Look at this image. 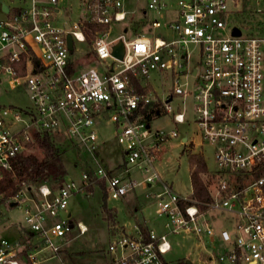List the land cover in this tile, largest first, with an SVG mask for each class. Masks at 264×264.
Here are the masks:
<instances>
[{
	"label": "built area",
	"instance_id": "built-area-1",
	"mask_svg": "<svg viewBox=\"0 0 264 264\" xmlns=\"http://www.w3.org/2000/svg\"><path fill=\"white\" fill-rule=\"evenodd\" d=\"M64 1L0 5V84L24 91L30 101L0 103V182L36 135L87 154L91 168L78 183L65 178L54 188L22 181L14 195L4 199L0 192V206L23 207L18 238L0 236V264H38L43 251L57 254L74 227L69 214H60L69 196L92 179L103 181L110 199L133 193L139 184L156 186L144 194L166 218L161 232L141 221L115 225L105 264H168L170 234L192 238L209 264H264V0H77L74 17ZM147 11L158 17L147 18ZM239 13L260 15L259 32H243L250 27ZM135 18L140 26L128 40ZM118 23L128 25L110 37ZM235 27L238 35L232 34ZM118 41L124 47L120 59L112 55ZM75 42L89 43L95 65L81 67L85 52ZM73 51L81 54L76 61ZM175 98L180 101L173 105ZM187 103L196 132L180 136V144L214 148L207 200L195 198L192 187L187 195L177 192L154 166L161 145L179 133L154 128L152 121L165 113L173 124L187 122ZM103 120L114 125L124 155L114 168L98 157ZM132 168L147 174L138 181ZM215 211L227 213L217 232ZM76 227L78 234L87 230L79 221Z\"/></svg>",
	"mask_w": 264,
	"mask_h": 264
},
{
	"label": "rangeland",
	"instance_id": "rangeland-1",
	"mask_svg": "<svg viewBox=\"0 0 264 264\" xmlns=\"http://www.w3.org/2000/svg\"><path fill=\"white\" fill-rule=\"evenodd\" d=\"M2 2L12 6L13 4H21L23 0H0ZM70 5L69 9L71 14L75 15L78 11L77 0H65L62 4L63 7ZM4 13L0 7V19L4 18ZM147 18H157V14L147 11ZM238 20L245 22L249 29L253 30L258 28L261 20L260 15H246L239 13ZM139 18H135L134 23L129 27V32L125 35V38L130 40L133 38L131 31L137 29L140 26ZM128 25L123 23L115 24L110 37H115L122 32L123 26ZM91 37V36H90ZM89 40V39H88ZM89 42V41H88ZM88 44L77 43L75 46L79 49H84L85 52L82 55L81 67L86 68L88 66L95 65V60L90 55L88 50ZM80 52L73 51L72 57L76 61V58L80 56ZM197 57L194 53L192 55L191 64L195 65ZM157 82V79H156ZM156 85L157 92L160 91V86ZM165 89L169 87V82L165 83ZM180 100L175 98L173 105ZM0 103L3 105L13 104L15 106L29 105L30 101L27 94L24 91L9 90L6 84H0ZM187 122L183 124H173L168 114H161L152 121V127L170 130L175 128L179 136L171 138L163 145L159 150V159L155 162V169L160 176L171 183L173 188L181 193L187 195L191 192L190 181V164L188 156L191 153L201 152V156L206 164L207 171H213L215 169L214 162V148L210 143L204 142L201 147H195L190 144H180V136L187 134L188 136L196 132V125L193 122V115L191 113V105L187 103ZM114 125L108 121H101L98 125V132L100 134V140L103 141L99 147V156L103 159L104 165L109 167L111 165H118L123 162V152L121 151L114 135ZM76 149L66 148L65 153L62 155V160L67 170V176L65 178L73 179L75 182H80L82 171H87L91 168L89 162V156L85 153L78 154ZM34 153L37 156H41V150L33 142L32 145L24 150L23 154ZM201 173V179L207 182L209 172ZM142 170L132 168L130 176L132 178L141 180L143 176H146ZM98 182H91L82 191H78L68 198V206L65 212L60 214L61 218H65L67 214H70V220L74 223V227L71 229L66 237L65 243L57 254L49 250H45L38 254V264H105L107 262V245L109 242V233L112 231L115 225H129L136 221H144L149 227H153L157 231H165L163 223L165 222L164 216L156 214V202L151 196H147L144 193L146 191L153 192L157 190L156 186L151 185L147 190L142 188V185L135 187L134 192L119 199L106 198L104 200L106 207L111 209L114 214L113 220H109L103 211V197L105 195L104 184L103 188ZM106 196V195H105ZM134 207L139 208L134 211ZM0 224H4L5 228L0 230V236L6 240L12 241L18 238L21 231L17 225L21 224L23 218L22 203L10 206L8 203L0 206ZM213 227L215 231L225 226V217L227 213H219L215 211ZM81 222L86 226L87 230L83 234H78L76 222ZM19 231V232H18ZM19 234V235H18ZM168 240L171 245V250L168 251L164 258L168 264H186L187 259L193 260V264H209L205 262L204 253H201L198 247L195 246L194 240L184 234H170ZM49 256L44 260V257Z\"/></svg>",
	"mask_w": 264,
	"mask_h": 264
},
{
	"label": "trees",
	"instance_id": "trees-1",
	"mask_svg": "<svg viewBox=\"0 0 264 264\" xmlns=\"http://www.w3.org/2000/svg\"><path fill=\"white\" fill-rule=\"evenodd\" d=\"M90 39V35H87ZM34 143L41 150V156L34 153L18 154L13 160V168L7 172L0 182V192L4 193V199L14 195L21 187L22 181L33 185L47 183L52 187H58L67 176V170L62 160L66 148L57 143L48 135H36ZM190 164V181L193 195L197 199L207 200L209 194L206 184L200 174L207 171L206 164L200 154L191 153L188 156ZM92 182H98L92 179ZM103 188V183L99 182ZM103 197V211L109 220H113V211L106 207Z\"/></svg>",
	"mask_w": 264,
	"mask_h": 264
},
{
	"label": "water",
	"instance_id": "water-1",
	"mask_svg": "<svg viewBox=\"0 0 264 264\" xmlns=\"http://www.w3.org/2000/svg\"><path fill=\"white\" fill-rule=\"evenodd\" d=\"M3 10H6L5 5H2ZM240 33V31L238 30V28H233L232 34L234 35H238ZM67 44H68V48L69 50L72 49V41L69 35H67ZM124 52V47H123V42L122 41H118V43H116L113 47H112V55L118 59H120L123 55ZM14 203H12L11 205H13ZM186 264H192L191 261L189 259H187L185 261Z\"/></svg>",
	"mask_w": 264,
	"mask_h": 264
},
{
	"label": "crops",
	"instance_id": "crops-1",
	"mask_svg": "<svg viewBox=\"0 0 264 264\" xmlns=\"http://www.w3.org/2000/svg\"><path fill=\"white\" fill-rule=\"evenodd\" d=\"M103 141H101L100 140V144L102 143ZM100 147V146H99ZM98 156H99V152H98ZM100 158V157H99ZM100 160L102 161V163H103V159L102 158H100ZM103 164H105V163H103ZM118 165H120V164H118ZM118 165H111V166H109L108 168H114V167H116V166H118ZM107 167V166H106ZM134 209V211H137L139 208H137V207H134L133 208ZM69 214V213H68ZM69 216H70V214H69ZM142 223H145L144 221H141ZM146 224V223H145ZM147 225V224H146ZM19 232V231H18ZM19 235V234H18Z\"/></svg>",
	"mask_w": 264,
	"mask_h": 264
}]
</instances>
